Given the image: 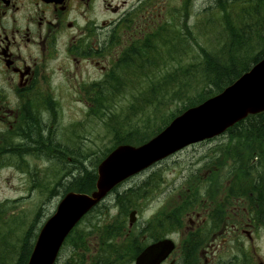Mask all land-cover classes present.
<instances>
[{
	"label": "rangeland",
	"instance_id": "1",
	"mask_svg": "<svg viewBox=\"0 0 264 264\" xmlns=\"http://www.w3.org/2000/svg\"><path fill=\"white\" fill-rule=\"evenodd\" d=\"M191 11L193 12V8ZM226 14L227 11L221 13L215 7L212 8V12L204 7H195V17L188 21L191 25L190 34L182 29L184 49L177 54L167 51L165 47L162 58L159 59L162 62L156 69L151 68V73L146 76L124 71L122 73L127 78L116 72L113 79L104 81L99 69L84 65L81 69L82 76L84 79L86 76L87 79L101 77L99 88L88 86L91 82L86 84L88 87L77 89L73 86L81 84V81L75 83V80L70 79L67 85L60 77L62 82L59 81L57 84L67 86L69 99L62 100V114L56 115L63 126L62 133L59 132V128L57 129V139L65 140L67 148L73 147L80 152L83 165L91 169L97 168L104 153L114 147L117 139L125 138L129 133L136 135L131 141L153 134L192 98L212 89L214 86L212 77L205 72L209 57L214 56L213 58L222 62L231 59L226 49L229 42L226 34ZM251 45L252 42L248 43V47L240 52L239 57L242 60L250 61L256 56L263 49L264 41L256 39L254 46ZM80 90L83 93H80ZM78 97L82 99L79 100ZM86 97L88 101L84 100ZM245 144L244 140H231L229 134L224 133L123 182L118 187L120 192L131 188L141 189L138 198H135L136 201L132 200L131 204H135L124 216L128 228L130 213L133 209L138 210L131 239L149 241L159 236L163 228L161 225L168 220H172L174 226L185 222L184 232L187 236L190 223L186 212H191L195 208L205 210L207 202L210 201L208 199L214 198L210 197L211 195L216 197V204L219 205L223 193V197H227V208L230 209L229 225L236 221L237 207L239 209L243 207L242 201H246L252 207H256L258 203L260 212L259 233L253 246L244 239L243 242L229 243L222 256L225 259L234 256L241 259L243 253L240 250L247 248L252 259L255 258L258 264L260 262L264 264V203L260 205L259 202L264 201V193L259 191L253 193L251 190V183L258 179V175L252 172L246 177L244 169L240 171V176L237 175L232 171L228 159L230 148L236 153L240 152L245 159ZM258 147L263 153L262 159L258 156L259 152H254L250 153V160L255 159L258 168L253 167V170L261 172L264 183V140L258 143ZM63 158L65 160L62 162L53 155L49 160L36 158L33 165L38 177L37 189H32V179L29 181L23 178L22 174L18 173L19 170L1 172L0 264H17L26 240L32 238L35 241L41 226L56 210L62 195L66 192L72 174H79L80 164H77L71 155L64 154ZM193 174L196 176L189 180L188 177H192ZM146 180L148 182L143 183ZM45 188H51V196L50 191L45 192ZM114 196L115 193H111L104 201L110 210H106L107 208L104 210V205H101L100 209L89 213L76 227L64 243L56 264L73 262L78 252H86L89 256L105 250L106 246L100 248L101 242L95 230L96 228L99 230L101 223L108 225L121 218V211ZM240 198L242 199L239 200ZM100 210H104L105 214ZM144 235L147 236L146 239ZM80 236H85L90 245L88 250L77 251L75 243L79 242ZM122 240L123 237L115 240L119 245L116 246L110 239L108 245L113 251L112 254L120 250L126 255L127 245H121ZM129 249L130 247L126 250ZM237 264L244 263L238 261Z\"/></svg>",
	"mask_w": 264,
	"mask_h": 264
},
{
	"label": "flooded vegetation",
	"instance_id": "2",
	"mask_svg": "<svg viewBox=\"0 0 264 264\" xmlns=\"http://www.w3.org/2000/svg\"><path fill=\"white\" fill-rule=\"evenodd\" d=\"M259 1L264 2L0 0V175L19 170L37 189L36 158L49 160L54 146L67 148L65 140L57 139V129L62 133L63 126L56 115L62 114L61 102L68 101V90L57 82L68 85L71 79L81 81L74 84L76 89L99 88L101 77L84 79V65L99 69L104 81L111 80L116 72L130 70L132 55L145 53V43L161 39L166 29L190 32L188 21L195 17V7L212 12L219 3ZM47 190L51 196V188ZM210 197L214 198L208 199L205 210L186 212L187 236L185 222L170 234L176 248L162 264H258L247 248L240 250L241 259H225L222 253L229 243L243 239L253 246L259 233V204L252 207L242 201L236 221L229 225L227 197L222 193L219 205L215 196Z\"/></svg>",
	"mask_w": 264,
	"mask_h": 264
},
{
	"label": "trees",
	"instance_id": "3",
	"mask_svg": "<svg viewBox=\"0 0 264 264\" xmlns=\"http://www.w3.org/2000/svg\"><path fill=\"white\" fill-rule=\"evenodd\" d=\"M216 9H219L221 13L227 11V14L225 15V21L227 30L226 34L228 35L229 42L226 49L227 53L231 55V59H227V62H222V60L219 61L218 59L213 58L214 56L208 58L207 70L205 72H207L208 76L210 75L212 77L214 85L212 89L210 88L204 91V93H202L201 95L192 98L189 103H186L184 106H182V108L179 109L178 112L174 113L173 116L168 119L161 128L155 130L153 134H150L148 137L131 141V138L136 135H134L135 133H129L127 134V137L117 139L114 147L121 143H144L145 141L156 135L158 132H160L165 126H167L175 116L179 115L187 108L197 105L208 99L209 97L222 91L226 86L233 83L244 72L248 71L253 65L264 58V47L250 61H246L245 59L242 60L241 57H239L240 52H243L242 50L248 47V43L250 44L252 42L251 46H254L256 39L264 41V2H242L240 4L233 3L228 5L219 3ZM185 32H187V30ZM182 39L183 35L181 30L175 31L166 29L164 37L159 40L148 41L147 43H145V53L143 51L139 52L138 55H132L134 58L131 64L132 67H130V70L127 71H131L132 73L136 72V74L141 73L143 76L148 75L149 73H151L152 69H156L159 66V63L162 62L159 61V59L162 58L165 47L167 48V51L171 53L180 54L179 51L184 49L185 47V43ZM157 43L159 44L157 45ZM122 72H120V75L123 78H127ZM132 75L133 74H131L130 77H132ZM226 133L229 134V138L231 140L240 139L244 140L246 143L244 145L246 149L245 159H243V156L240 154V152L236 153L232 148L229 149L230 156H228V159H230V166L232 171L240 176V171L244 169L246 177H248V175L250 176V173L252 172L256 173L258 175V179L251 183V190L264 193L262 174H260L261 172L258 173L256 169L253 170V167L258 168L256 166L257 163L254 162L255 159L250 160V153L254 152H259L258 156L260 158L263 157V153L261 152V148L259 149L258 143L264 140V112L249 116L244 121H241L234 127L228 129ZM219 149L223 151L222 148ZM111 150L104 153V157ZM52 151L53 157L57 158L59 162L65 160V158H63L65 154L66 156L71 155V158H73L77 162V164H80L79 167L81 170L78 175L72 174V178L68 183L66 192L71 190L79 192H91L95 189L97 181L96 167L91 169L85 167L83 165V160L80 152H78L73 147L64 149L60 146H54ZM146 182H148V180L144 181L143 183ZM56 191L57 189L54 190L55 193ZM112 193H115L114 200L121 211V218L111 223L112 225H104L103 223H101V227L99 228V230L97 228L95 230L98 233L99 242H101L99 243L100 248L106 246L105 250H101L100 252L98 251L97 255L91 254L89 256H87L86 252H78L79 254L73 260V262L66 264H121L123 262H125L123 264H131L134 257L142 249L143 246L140 245V241L137 238L131 239V236H128L126 238L127 226L124 218L129 208H132V205L135 204H131L132 200L134 199L136 201L135 198H138L139 194L141 193V189L131 188L128 191L120 192L117 187V189H114ZM259 202L260 205L264 203V201ZM101 205H104V210L105 208H107L106 210H110V208L105 205L104 202H102L90 213L100 209L102 207ZM104 210H100V212L102 213ZM103 213L105 214V212ZM100 221L103 222V220ZM162 226L163 228L159 232V236H161L160 234L172 232L176 229V226H174L172 220L164 221L161 227ZM159 236H155V238ZM121 237H123L121 245H127V247L125 248L126 255H124V251L120 250H116L115 253L112 254L113 251L109 248L108 245L110 239L113 244L119 246L115 243V240L120 239ZM33 245L34 241L32 238L26 240V242L22 246V251L18 258L17 264H27L31 255V251L33 249ZM89 246L90 245L85 240V236H80L79 242L75 243L77 251L88 250ZM128 247H130V249L126 250ZM121 259L125 260L122 261Z\"/></svg>",
	"mask_w": 264,
	"mask_h": 264
},
{
	"label": "water",
	"instance_id": "4",
	"mask_svg": "<svg viewBox=\"0 0 264 264\" xmlns=\"http://www.w3.org/2000/svg\"><path fill=\"white\" fill-rule=\"evenodd\" d=\"M264 112V58L222 92L188 108L160 133L141 145L120 144L98 165L91 193L68 192L40 230L27 264H55L72 229L125 179L145 170L184 147L222 134L249 115ZM136 211L130 214V224ZM172 239L145 248L135 264H161L172 252Z\"/></svg>",
	"mask_w": 264,
	"mask_h": 264
}]
</instances>
